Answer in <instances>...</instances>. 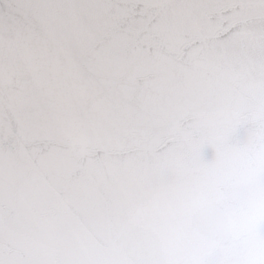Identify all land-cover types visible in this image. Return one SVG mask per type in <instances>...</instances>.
<instances>
[{"label":"snow or ice","instance_id":"6c2138e0","mask_svg":"<svg viewBox=\"0 0 264 264\" xmlns=\"http://www.w3.org/2000/svg\"><path fill=\"white\" fill-rule=\"evenodd\" d=\"M0 264H264V0H0Z\"/></svg>","mask_w":264,"mask_h":264}]
</instances>
